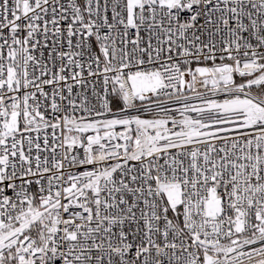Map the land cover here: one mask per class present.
Returning <instances> with one entry per match:
<instances>
[{
  "label": "snow or ice",
  "instance_id": "obj_1",
  "mask_svg": "<svg viewBox=\"0 0 264 264\" xmlns=\"http://www.w3.org/2000/svg\"><path fill=\"white\" fill-rule=\"evenodd\" d=\"M0 264H264V0H0Z\"/></svg>",
  "mask_w": 264,
  "mask_h": 264
}]
</instances>
